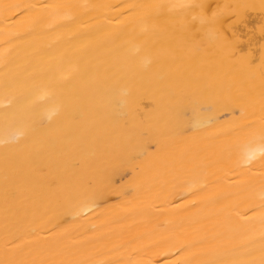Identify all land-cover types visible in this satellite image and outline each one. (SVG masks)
<instances>
[{
  "label": "bare ground",
  "instance_id": "1",
  "mask_svg": "<svg viewBox=\"0 0 264 264\" xmlns=\"http://www.w3.org/2000/svg\"><path fill=\"white\" fill-rule=\"evenodd\" d=\"M264 0H0V264H264Z\"/></svg>",
  "mask_w": 264,
  "mask_h": 264
},
{
  "label": "clouds",
  "instance_id": "2",
  "mask_svg": "<svg viewBox=\"0 0 264 264\" xmlns=\"http://www.w3.org/2000/svg\"><path fill=\"white\" fill-rule=\"evenodd\" d=\"M261 153L264 154V147L260 149Z\"/></svg>",
  "mask_w": 264,
  "mask_h": 264
}]
</instances>
